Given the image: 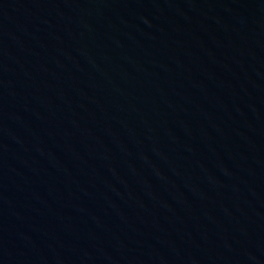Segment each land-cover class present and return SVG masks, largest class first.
<instances>
[{"label":"water","instance_id":"water-1","mask_svg":"<svg viewBox=\"0 0 264 264\" xmlns=\"http://www.w3.org/2000/svg\"><path fill=\"white\" fill-rule=\"evenodd\" d=\"M0 264H264V0H0Z\"/></svg>","mask_w":264,"mask_h":264}]
</instances>
